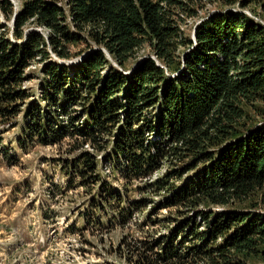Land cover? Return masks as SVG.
Wrapping results in <instances>:
<instances>
[{
    "label": "trees",
    "instance_id": "obj_1",
    "mask_svg": "<svg viewBox=\"0 0 264 264\" xmlns=\"http://www.w3.org/2000/svg\"><path fill=\"white\" fill-rule=\"evenodd\" d=\"M239 1L242 8L258 3L264 15V0ZM236 3L22 0L14 11L9 0H0L5 17L14 14L10 37L0 33V119L13 113L16 100L29 95L19 87L24 68L31 61L43 62L39 99L26 109L19 130L23 137H35L43 145L82 135L92 148L109 145L106 164L111 171L129 175L155 169L164 153L188 156L182 169L193 168V174L169 202L175 195V202L186 201L191 207L244 202L264 187V110L255 111L257 102H264V25L239 9H229ZM207 5L213 10L204 11ZM28 23L46 29V34H22ZM188 26L190 33L184 34ZM86 41L96 49L74 65L49 58L48 49L70 60L79 53H69L68 46ZM143 46L152 57L137 63ZM246 108L262 118L253 120ZM64 162L68 166L59 169L64 176L76 169L90 180L100 179L95 155L82 151ZM103 184L99 192L107 189L113 199ZM194 216L206 219L209 229L193 232ZM194 216L181 226L201 239L196 252H209L202 248L205 241L223 234V243L215 246L219 264H239V254L264 260L263 213L227 208L199 210ZM179 226L170 232V240ZM146 247L151 249L150 241ZM173 257L176 250L167 245L143 255L145 264Z\"/></svg>",
    "mask_w": 264,
    "mask_h": 264
},
{
    "label": "rangeland",
    "instance_id": "obj_2",
    "mask_svg": "<svg viewBox=\"0 0 264 264\" xmlns=\"http://www.w3.org/2000/svg\"><path fill=\"white\" fill-rule=\"evenodd\" d=\"M21 1L9 0L14 11ZM235 2L229 9H239L264 25L258 3L242 8L241 1ZM213 8L207 5L204 11ZM13 17V13L5 17L0 10V33L10 37ZM190 29L189 26L183 28L184 34L190 33ZM33 31L43 36L47 32L32 23L22 28L24 35ZM68 49L71 54H79L74 53L76 56L70 60H61L48 49L49 58L74 65L96 47L86 41L69 45ZM138 52L137 63L146 55L152 57L147 46ZM136 61L132 60L129 65ZM43 64L31 61L24 68L19 87L27 89L29 95L16 100L13 113H6L0 119V264H145L143 255L160 251L164 245L176 250V256L181 259L178 262H173L177 257L159 259L154 264H219L215 246L223 243V234L205 241L202 248L209 252H196L195 246H200L202 241L194 233L187 234L182 221L199 210L240 208L264 214V187L250 194L244 202L230 201L225 206L198 204L191 207L186 201L175 202L178 201L176 195L169 202L173 193L193 174V168L182 169L190 160L188 156L174 158L164 153L155 162V169L142 175H129L111 171L106 164L109 145L104 149L92 148V143L82 135L65 136L57 143L43 145L35 137L32 140L23 137L19 130L24 125L30 102L39 99ZM110 65L119 69L111 60ZM259 107L264 110V102H257L256 112ZM77 108L78 105L74 107ZM246 111L253 120L262 118L252 109L246 108ZM61 118L66 120L64 115ZM82 151L95 155L96 174L101 175L98 182L76 169L67 176L59 170L68 166L65 160H71ZM100 182L110 189L113 199L107 195V189L99 192ZM101 211L103 214L97 215L96 212ZM205 220L194 216L191 230L207 231ZM178 225L170 240V232ZM149 241L151 249L146 250ZM232 256L231 253L230 259ZM238 260L239 264H264L263 259L245 258L241 254Z\"/></svg>",
    "mask_w": 264,
    "mask_h": 264
},
{
    "label": "water",
    "instance_id": "obj_3",
    "mask_svg": "<svg viewBox=\"0 0 264 264\" xmlns=\"http://www.w3.org/2000/svg\"><path fill=\"white\" fill-rule=\"evenodd\" d=\"M191 34H192V31H191ZM81 57H83V55H82V56H80V58H81Z\"/></svg>",
    "mask_w": 264,
    "mask_h": 264
}]
</instances>
